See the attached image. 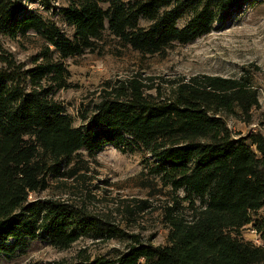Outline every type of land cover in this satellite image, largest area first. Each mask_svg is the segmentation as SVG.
<instances>
[{
    "label": "trees",
    "instance_id": "obj_1",
    "mask_svg": "<svg viewBox=\"0 0 264 264\" xmlns=\"http://www.w3.org/2000/svg\"><path fill=\"white\" fill-rule=\"evenodd\" d=\"M63 1L55 8V0H0V34L12 40L32 32L44 41L28 70L0 44V253L24 252L36 238L59 251L81 239L125 238L115 260L90 261L83 249L76 260L53 264H264V138H235L226 125L229 117L250 122L259 105L250 81L205 75L165 87L134 74L105 82L99 102L79 112V125L51 98L71 88L63 60L93 52L105 33L142 56H161L202 38L252 0ZM33 3L58 12L73 38L30 12ZM107 145L139 151L148 177L170 190L163 246L67 201H29L48 189L50 176L83 177L82 153L93 158ZM246 228L259 245L243 239Z\"/></svg>",
    "mask_w": 264,
    "mask_h": 264
},
{
    "label": "rangeland",
    "instance_id": "obj_2",
    "mask_svg": "<svg viewBox=\"0 0 264 264\" xmlns=\"http://www.w3.org/2000/svg\"><path fill=\"white\" fill-rule=\"evenodd\" d=\"M64 5L63 0H55V8ZM28 9L59 26L70 40L73 38L74 29L63 23L58 12L47 11L38 3L29 4ZM186 21L187 17L180 19L178 27H183ZM140 24L143 27L148 25L143 21ZM0 44L28 70L33 67V59L41 51L44 41L29 32L26 37L17 36L12 40L0 34ZM63 63L70 72L68 85L71 88L58 90L51 98L77 118L76 125L80 122L79 112L99 102L105 82L140 74L144 78L152 77L155 85L166 87L177 79L209 75L243 78L251 82L258 94L259 105L253 109L250 122L229 117L226 125L235 138L251 132L260 133L264 138V0L249 1L226 22L216 24L210 33L189 45H175L165 55L142 56L105 33L93 52L87 51L81 56L63 60ZM82 155L85 169L80 174L83 177L55 180L50 176L48 189L32 194L29 201H67L90 216L110 221L125 233L138 234L145 242L163 246L168 232L163 213L172 202L171 194L168 188L148 177L143 169L142 154L137 150L123 153L107 145L93 158H87L84 152ZM143 202H146V209L141 210ZM261 212L264 214V208ZM242 236L245 241L260 244L250 228L244 229ZM127 243L125 238L107 243L81 239L70 249L59 251L42 238H36L28 242L24 252L18 251L13 255L0 253V264L72 262L83 249L90 261L99 259L107 262L118 258Z\"/></svg>",
    "mask_w": 264,
    "mask_h": 264
},
{
    "label": "built area",
    "instance_id": "obj_3",
    "mask_svg": "<svg viewBox=\"0 0 264 264\" xmlns=\"http://www.w3.org/2000/svg\"><path fill=\"white\" fill-rule=\"evenodd\" d=\"M253 232V231H252ZM254 233V232H253Z\"/></svg>",
    "mask_w": 264,
    "mask_h": 264
}]
</instances>
